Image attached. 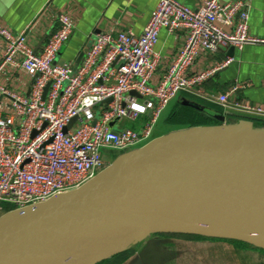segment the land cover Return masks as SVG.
<instances>
[{"label": "built area", "instance_id": "built-area-1", "mask_svg": "<svg viewBox=\"0 0 264 264\" xmlns=\"http://www.w3.org/2000/svg\"><path fill=\"white\" fill-rule=\"evenodd\" d=\"M250 18L245 0H206L198 9L159 0L141 35L116 27L102 32L77 68L57 59L75 30L68 15L57 16L58 29L39 51L31 45L30 29L14 34L0 28L6 44L0 75L19 69L33 80L29 96L0 82V214L76 192L110 166L108 153L121 156L149 145L158 138L155 131L168 107L182 94L264 121V104L231 100L242 86L219 95L204 91L232 59L190 73L200 53L264 43L250 34ZM163 30L184 33L186 43L156 82L162 62L156 47ZM124 123L137 125L129 129Z\"/></svg>", "mask_w": 264, "mask_h": 264}, {"label": "water", "instance_id": "water-1", "mask_svg": "<svg viewBox=\"0 0 264 264\" xmlns=\"http://www.w3.org/2000/svg\"><path fill=\"white\" fill-rule=\"evenodd\" d=\"M182 105L221 124L158 137L76 192L0 216V264H98L153 235L264 251V130L231 126L188 99Z\"/></svg>", "mask_w": 264, "mask_h": 264}, {"label": "crops", "instance_id": "crops-1", "mask_svg": "<svg viewBox=\"0 0 264 264\" xmlns=\"http://www.w3.org/2000/svg\"><path fill=\"white\" fill-rule=\"evenodd\" d=\"M177 1L198 9L206 0ZM221 1L229 3L237 0ZM245 1L251 16L250 34L257 39L264 40V0ZM158 3L159 0H0V28H8L14 34L30 29L31 45L39 51L47 43L48 36L58 29L57 16L66 14L74 20L75 30L71 40L59 53L57 59L60 64L72 62L77 64L79 60H82L81 55L97 40L98 35L112 27L124 31L132 30L136 35H141ZM185 43L184 33L173 34L168 30L161 31L156 51L162 56V62L156 73V82L177 59ZM5 47L6 44L0 38V63ZM199 55L190 69L191 74L214 68L227 59H232L228 66L218 71L206 82L203 86L205 92L219 95L230 92L235 86H242L241 90L231 95V100L243 104H264V43L246 45L241 50L227 46L215 55L206 52ZM0 82L12 91L25 96H29L33 85V80L19 69H7L6 73L0 75ZM187 99L190 100L187 95L182 94L178 98V103L182 104V101ZM222 113L231 126L264 130V121L260 119L223 109ZM128 124L133 125L134 123H124L123 126L127 127ZM133 128H136V125H133ZM172 238L180 239L175 235L145 237L134 243L138 247L137 254L123 264L203 263L196 258L194 243L186 244V241L179 244L176 242L178 239ZM210 246L212 252L205 257L207 263L211 260L221 261L223 259L222 261L227 264H264V254L259 255L261 253L257 249L222 241ZM254 252L257 254L255 255L256 261L251 259Z\"/></svg>", "mask_w": 264, "mask_h": 264}, {"label": "trees", "instance_id": "trees-1", "mask_svg": "<svg viewBox=\"0 0 264 264\" xmlns=\"http://www.w3.org/2000/svg\"><path fill=\"white\" fill-rule=\"evenodd\" d=\"M185 95H187V98H189L191 101L198 103L202 107H205V108L208 107L211 110L222 113V108L215 105V104H212L208 101H204V100L199 99V98H196L190 94H185ZM172 113L173 114L170 115L168 122L169 121L173 122L175 119H178V120L182 119L184 121L185 125H187V128L188 127L189 128L190 127L195 128V127L216 126V125L220 124L215 118L208 115L207 113L201 112L200 110H197V109L189 107V106L185 107L180 102L176 105V107L174 108ZM182 123L183 122L172 123V124H176L178 126H181ZM5 209L7 211H9V210H11V207L6 206ZM179 236L186 238V239H189V240L195 239V240H207V241L214 240V241H222V242H228V243L232 242L235 244H240L246 248L250 247L253 249H257V248L250 246V245H246V244L236 242V241H231V240L223 241V240H217V239H206L203 237L192 236V235L191 236L179 235ZM135 250H136L135 247L131 248V249H129L123 253L116 255L115 257H113L111 259L105 260V261L98 263V264H123L131 258V256L134 254ZM257 250L264 253L263 250H260V249H257Z\"/></svg>", "mask_w": 264, "mask_h": 264}, {"label": "rangeland", "instance_id": "rangeland-1", "mask_svg": "<svg viewBox=\"0 0 264 264\" xmlns=\"http://www.w3.org/2000/svg\"><path fill=\"white\" fill-rule=\"evenodd\" d=\"M178 104V98L175 99L171 104L170 106L168 107V110L166 111V114L163 116L162 120L160 121V123L158 124L157 128H156V136L158 137H164V136H167L169 135L170 133H173V132H177V131H181V130H186L188 129L187 128V125H185L184 121L182 119H175L173 122H168L169 118H170V115H172L173 113V110L174 108L176 107V105ZM178 122H183L181 126H178L176 124H172V123H178ZM138 124V125H137ZM136 125L139 126V122L137 123ZM135 125V124H133ZM133 125H127V128L131 129L133 128ZM109 155H107V158H106V161L108 162V164H113V161L116 159V157L120 154L119 152H116V151H113L111 154L108 153ZM2 215V214H0ZM177 237H180L179 238H172V239H175L177 240L176 242H178L179 244L181 243H185L186 241V244H191V243H194V248H196V252H194L196 254V258H198L197 260L200 262L203 261V263H200V264H227L225 263L224 261H215V260H211L209 263L206 262L205 260V257H207L208 254H210L212 251H211V246L213 243H219L220 241H214V240H210V241H207V240H195V239H186V238H183L179 235H175ZM191 241H198V242H191ZM135 247V252L134 254L131 256V257H134V255L137 254V251H138V247H136V245L134 246H131V248H134ZM130 248V249H131ZM214 251V250H213ZM258 253V252H256ZM259 255H263L264 253L260 252L259 251ZM257 254L252 253V257L251 259L253 261H256L257 259L255 258ZM195 258V256H194ZM195 258V260H196ZM204 259V260H203ZM205 262V263H204Z\"/></svg>", "mask_w": 264, "mask_h": 264}]
</instances>
